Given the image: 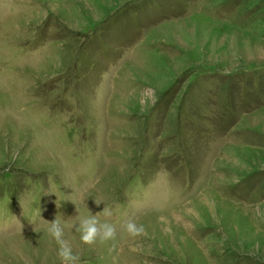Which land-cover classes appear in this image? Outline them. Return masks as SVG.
<instances>
[{
  "label": "rangeland",
  "instance_id": "374dc122",
  "mask_svg": "<svg viewBox=\"0 0 264 264\" xmlns=\"http://www.w3.org/2000/svg\"><path fill=\"white\" fill-rule=\"evenodd\" d=\"M55 217L79 264H264V0H0V264Z\"/></svg>",
  "mask_w": 264,
  "mask_h": 264
},
{
  "label": "clouds",
  "instance_id": "9594fccd",
  "mask_svg": "<svg viewBox=\"0 0 264 264\" xmlns=\"http://www.w3.org/2000/svg\"><path fill=\"white\" fill-rule=\"evenodd\" d=\"M101 202L95 200L97 206ZM101 215L109 218L112 216V211L108 207H104L102 211L97 212L95 215L90 212L86 216H77L78 222L73 224L72 227L80 233V239L84 244L94 246L98 242L106 243L117 239V226L107 220L102 221L100 219ZM46 222L48 224L47 233L58 246L57 255L61 264H79V255L73 252L72 246L65 239V222L58 217ZM121 228L132 238L146 235L145 226L137 223L135 219L129 218L121 225Z\"/></svg>",
  "mask_w": 264,
  "mask_h": 264
}]
</instances>
